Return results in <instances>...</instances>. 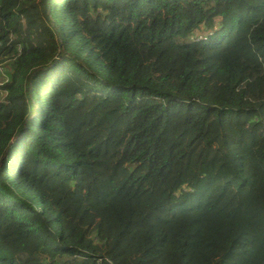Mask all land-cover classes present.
<instances>
[{"label":"trees","instance_id":"16d2710c","mask_svg":"<svg viewBox=\"0 0 264 264\" xmlns=\"http://www.w3.org/2000/svg\"><path fill=\"white\" fill-rule=\"evenodd\" d=\"M0 69V264H264V0H0Z\"/></svg>","mask_w":264,"mask_h":264},{"label":"rangeland","instance_id":"374dc122","mask_svg":"<svg viewBox=\"0 0 264 264\" xmlns=\"http://www.w3.org/2000/svg\"><path fill=\"white\" fill-rule=\"evenodd\" d=\"M5 72L3 71V69H0V91H1V87L6 83L5 81H3L4 79V76H5Z\"/></svg>","mask_w":264,"mask_h":264},{"label":"built area","instance_id":"2783aa9c","mask_svg":"<svg viewBox=\"0 0 264 264\" xmlns=\"http://www.w3.org/2000/svg\"><path fill=\"white\" fill-rule=\"evenodd\" d=\"M199 38L201 39L202 37L200 36Z\"/></svg>","mask_w":264,"mask_h":264}]
</instances>
